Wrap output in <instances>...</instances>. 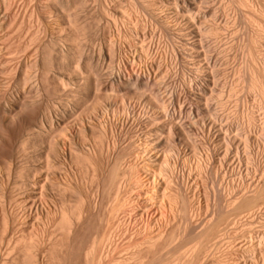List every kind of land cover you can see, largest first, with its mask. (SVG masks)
<instances>
[{
	"label": "rangeland",
	"instance_id": "374dc122",
	"mask_svg": "<svg viewBox=\"0 0 264 264\" xmlns=\"http://www.w3.org/2000/svg\"><path fill=\"white\" fill-rule=\"evenodd\" d=\"M155 1L0 0V264H87L83 255H79V248L86 246L92 239L98 243L102 241L103 244L104 237H110V240L103 244L105 254L100 262L94 261L92 264H116L118 259L125 260L128 257L127 248L129 246L141 242L149 233L144 230L143 221L137 216L138 212H143L144 219L152 224V230L163 229V227L167 230L166 244L158 248L160 256L169 254L170 248L180 241L181 234L187 235L188 228L186 229L184 217L168 214L166 218H169V224L165 226L163 223L165 217L162 216V219L159 217L161 210H152L145 204L148 198L147 193L151 188L149 183L143 179L146 175L141 171V167L147 158L142 154L138 144L143 146V139L151 138L153 134L147 129H140L136 133L132 115L124 114L122 109L125 107L133 108V111H149L168 103V105L171 104L168 108L172 107L171 110L174 112L177 110V113L178 111L180 113V106L185 105L188 110L184 106L185 110L181 111L177 118H182L186 125L194 119L210 117L216 108H221L216 109L218 112H224L223 106L217 105L215 98L209 99L208 96L206 101L210 113L201 111L197 113L195 104L191 100L188 101L187 97H183L184 94L180 92L190 86L196 89L193 77L201 74L198 60L190 56L186 49L187 46L182 43L183 39L188 41L195 39L191 34L189 35L186 22L193 21L192 23H195V27H200L199 29H203V26H214L217 30L219 29L217 33L220 37L217 36L218 34L205 36L206 31L201 30L204 34L202 49H206V57L211 60L209 68L215 71L211 78L216 79V81L212 80L218 92L224 89L225 81L229 85L232 83L237 69L234 70V68L244 65L241 46L245 41V35L243 36L245 28L234 19L235 9L233 8L232 11V8L225 7L226 1L223 2V0H199L196 5L198 8L201 6L200 12H194L200 17L194 12L185 14L188 11H181V4L176 2L177 0H161L165 4H163V9L158 8ZM139 4L143 8H139L141 7ZM134 6H138L137 10ZM205 7L210 14L212 12L215 14L208 13V16L204 14ZM225 8H228V14L224 12ZM241 9V12L245 11L243 13L248 16L247 8L242 7ZM173 14H178L181 19L173 20L170 18ZM156 17H159L158 19H161L174 34L167 35L158 25ZM219 26L221 29L218 28ZM251 26L256 30V24ZM208 41V46H205ZM172 47L182 53V57L176 59ZM225 49L229 50V56H226ZM221 51H224L222 54H226L225 57L220 55ZM213 61L214 64H212ZM229 65L232 67L228 68ZM139 73L143 74V82L149 84L151 88H146L143 82V88H138L140 92L136 91L137 89L134 90L131 85L121 86L122 82L131 80ZM226 76L227 79L224 80ZM150 83L154 84V89ZM240 88L237 90L239 91ZM242 89L245 93L239 91L240 93L236 94L237 91L234 97L229 96L232 98L225 95L224 102L229 98L230 100L226 102L229 104L228 109L230 107L233 109L224 113L227 115L229 113L232 117L229 115L230 119L225 117L222 120L226 123L222 121L219 123L229 125L227 126L229 131L226 133H230V137H237L241 132L239 128L241 121L239 120L238 125L237 118L233 115L236 110L247 109L251 112L252 109L256 120L260 123L263 120L260 117H263L264 110L247 98L249 94L247 89ZM150 90L158 91L156 92L158 100H155L152 94L153 97L150 96ZM243 97L247 100L244 99V101ZM184 98L187 101L184 100L182 104ZM163 99H165L164 103ZM166 101L168 102L165 103ZM243 103H246L248 107ZM254 107L259 111L258 113H255L257 110ZM240 110L238 112H241ZM230 111L233 113L231 114ZM171 112L173 111H170V115H172ZM238 112L235 114L237 117ZM179 115L182 117L180 118ZM179 119L175 121L179 123ZM123 122L126 123L125 128L121 127ZM232 125L236 127L233 128ZM198 127L201 129V123ZM199 129L195 130L190 141L194 139V142H198L199 140L203 148H197L196 151V149L176 142L178 146L174 147L181 151L179 169L181 167L188 169L191 158L206 161L207 164L211 160L214 161V158L209 156L210 145L205 134ZM162 135L161 143L157 144L160 151L157 149L153 153L156 157L159 156L160 160L171 154L170 151L174 148L167 133ZM261 146L258 147L255 163L242 160L241 154L235 151L230 155L232 161L229 164L231 166L240 165L244 169L242 178L239 174L232 173L230 169L224 167L221 169L219 158L221 157V161L223 155L217 157L216 163L212 161L209 163L212 169L210 170L211 177L216 176L217 178H211V183L207 182L210 183V185L207 184L208 188L212 190V193L207 195H211L207 202L201 190H198L200 198L195 193L193 195L196 197L192 195L193 188L187 189L190 203L192 201V205L196 204L194 206L196 209L191 211L192 213L188 212L191 224L196 227L201 226L208 218L214 216L216 210L228 208L227 202L232 199L231 196L234 199L238 194L248 191L245 187L244 190L241 188L242 179L251 183L248 187L251 189L255 182L262 180L259 177L264 178L262 171L264 169V144ZM223 151L222 148V154ZM127 163L137 168L139 176L141 175L139 181L141 185L131 188L134 180L129 182L127 179L122 183L117 200L112 202L110 193L115 180L113 174L116 172L117 175L122 176L124 173L128 175V169L125 166ZM259 166L260 168H257ZM194 176L190 174V178H195ZM232 179L234 182L231 181ZM102 180L103 185L98 187ZM231 183L237 186L234 189L230 188ZM170 188L174 189L176 186L173 185ZM233 190L238 193H234ZM220 194L223 197H220ZM212 196L220 197L217 203L220 205L222 203L223 206L218 207L217 198ZM262 205L264 204L260 206L262 209L259 212L261 213L257 214L258 217L256 216L254 223L258 229L259 222H264ZM77 212H80L78 218H76ZM163 212L165 213L164 210ZM62 213L67 215L69 223L61 221ZM245 216L243 214L239 216L240 218L237 217L241 222H238L236 218L233 220L228 218L227 220L234 224L232 225L229 221L224 222L226 226L228 225L227 228L225 226L227 231L230 229L232 231L238 228L237 226L240 227L239 224L248 219L247 216V219L244 218ZM118 225L121 231L117 229ZM171 235L173 239H170ZM68 238L72 239L70 241L72 246H69V250ZM219 238L217 242L214 239L210 243L212 252L215 251L214 244L223 240L222 236ZM245 242L243 238L237 239V246ZM66 251L68 255L65 254ZM211 251L205 257L207 264H211ZM231 253V256L237 254V252ZM242 255V253L236 255L239 258V264L253 263L254 258L251 260L252 257L246 258ZM239 256L243 258L240 259ZM148 258L147 261H150L151 256L149 255ZM262 259L260 264H264V257Z\"/></svg>",
	"mask_w": 264,
	"mask_h": 264
},
{
	"label": "bare ground",
	"instance_id": "6f19581e",
	"mask_svg": "<svg viewBox=\"0 0 264 264\" xmlns=\"http://www.w3.org/2000/svg\"><path fill=\"white\" fill-rule=\"evenodd\" d=\"M132 1H134V0H132ZM198 1L199 0H177L176 2H179L181 4V8H180L181 11H184V12L188 11V12H185V14H186V13L194 12V11L200 12L199 8L201 6L198 8V6L196 5V3ZM224 1H226L225 7L232 8V11H233V8L235 9V13H233V14L236 17L233 16V17H235L234 19L236 20V22H238L239 24H241L245 28V33L243 32L244 33L243 36L245 35V38L243 37L245 39V41L242 38V41H244V44H243V46H241V44H240V46L242 47V53H243L242 55L244 56V62H243L244 65L240 66L239 68L238 67L234 68V70L237 68L235 70V73H234L235 75L233 74L234 80H232V83L229 82V83H231L230 85L228 83H226V81H225V84L222 82L224 84L223 87L226 90L222 92V90H224V89H221V92H218L216 90L217 88L215 89V87H214L215 86L214 81H216V79L214 80L213 78H211L213 72L215 73V71L212 70L213 69L212 65H210V66H212L211 67L212 69L209 68V63L211 60H210V58L206 57V54H205V53H207L205 51L206 49L205 48L202 49L204 47V44H203L204 34L202 31H206L207 34H205V36H207L208 34H212V35L218 34L217 31L219 29L217 30L214 26L204 27L203 24L201 25V27L203 26V29H199L200 27L199 28H197V26L195 27V23H192L193 21L192 22L187 21L186 24H187L188 29H189V35L191 34V36H193L192 38H195V39H192L191 41L183 39L182 43L184 46H187L186 49L189 51L190 56H192L194 59L198 60L199 69H201V71L200 70L199 71L201 74H198L195 77H193L194 78V85L196 86V89H192V86L185 87L186 85L184 84L185 86L184 85L183 86L185 88L183 89V91H180V92H182L184 94L183 97H187L188 101L191 100L195 104V106H196L195 108L197 109L196 110L197 113H198V111H201L202 113H210L209 112L210 109H208V106H207L208 104L206 101V97H208V96H209V99L215 98L214 101L216 100V104L219 106L220 105L223 106V108H224L223 110L225 112V111H228L230 109H233L231 107H230V109H228L229 104L226 103L228 100H230L229 98H232L229 96L233 95V97H234V94L238 91L237 89L241 87V88L248 90L250 95L248 94L247 98L250 101L252 100V102L255 103L259 108H262L264 110V50H263L264 48H262V47H264V0H223V2ZM138 2L139 1H137V3ZM155 2H156V6L158 8L163 7L164 2H162L161 0H156ZM167 2H169V1H167ZM171 2H173V1H171ZM152 3H154V2H152ZM173 3H172V5H173ZM201 3H203V2H201ZM139 5L141 6L139 8H143L141 4H139ZM174 5H176V3ZM138 6L137 7L134 6V8L137 10ZM218 6H219V4H218ZM175 7L177 9H179L180 5H179V7H177V6H175ZM207 7H208V5H207ZM221 7H222V5H221ZM242 7L247 8L246 10H247L248 16H246L243 13L245 11L241 12ZM228 8H225L226 10L223 9L224 12L226 11L227 14L229 13V12H227ZM205 9H207V8L205 7L204 10ZM212 10H214V9L212 8ZM212 10H211V12H212ZM229 10H231V9H229ZM209 12H210L209 10H205L203 13L207 15ZM216 12H218V11H216ZM181 13H183V12H181ZM212 13H214V12H212ZM113 15H115V14H113ZM119 15L121 17V14H119ZM190 16H192V15L190 14ZM198 17H200V15ZM158 18L157 17L155 18L156 21L158 22V25L161 26V28L166 32L167 35H173L174 33H172L171 29L167 25H165L161 19H158ZM170 18H173V20H176V21L181 19V17L178 16V14H173V15H171ZM234 19H233V21H234ZM184 20H185V17H184ZM190 20H191V18H190ZM254 24L257 25L256 30L254 28H252V26H251ZM196 25H198V24H196ZM208 25L210 26V24H208ZM241 25H239V26L241 27ZM218 28H220V26ZM241 28H243V27H241ZM241 35H242V33H241ZM217 36L220 37L219 34ZM186 38H188V37H186ZM216 40H218V38ZM216 42H218V41H216ZM207 44H209V41L205 44V46ZM218 44H219V42H218ZM221 46H224V45H221ZM228 46H229V44H228ZM241 47H240V50H241ZM172 48H174V47H172ZM221 48L223 49V47H221ZM203 50L205 52H203ZM230 50H231V48H230ZM207 51L209 52L208 49H207ZM219 52H220V50H219ZM223 52L224 51H221L220 55H222V56L226 55V54H222ZM228 53H229V50L227 51L226 56H229ZM181 54L182 53H180L178 50H176L174 48L173 55L175 56L176 59H177V57H182ZM239 54L241 55V53H239ZM207 56H210V55H207ZM236 56L237 55H235V57ZM235 57H232V58H235ZM241 59H243V58H241ZM228 60H230V59H228ZM214 61L212 64H214ZM232 61H234V59ZM215 63H216V61H215ZM227 63H228V61H227ZM230 67H232V66L229 65L228 68H230ZM218 71L220 72V70H218ZM224 72H222V73H224ZM241 72H243L242 76L240 75ZM228 74H231V73H228ZM224 76H225V74H224ZM142 77H143V74L139 73L138 75H135L134 77H132L131 80L122 82L121 86L131 85L134 87V90L137 89L136 91H138V88H141V87L143 88L142 85L144 82H143ZM231 77H232V75H231ZM226 79H227V76L224 78V80H226ZM183 83H185V81ZM183 83H181V84H183ZM153 85H152V87H153ZM145 86H147L146 88L150 87L149 84H147V83L145 84ZM154 87H153V89H154ZM241 88L239 89V91L244 92L245 90H243V89L241 90ZM147 90L149 91V89H147ZM157 90H159V89H157ZM157 90H154V91L150 90V96L153 95L154 97L153 96L152 97L156 98L155 100L159 99L157 96L158 93L156 94V92H158ZM180 90H182V89H180ZM124 91H125V89H124ZM145 91H146V89H145ZM239 91L236 94H239L240 93ZM125 92L127 93V91H125ZM138 92H140V91H138ZM241 94H242V92H241ZM225 95H227L229 97V98H227L228 100L226 102H224V99L226 97ZM148 96H149V94H148ZM239 96H241V95H239ZM179 97L180 96H178V98ZM176 98H177V96H176ZM244 99H246V98L243 97V100ZM160 100H162V98ZM180 100H181V98H180ZM184 100H186V99L185 98L182 99V102ZM237 100H238V98H237ZM164 101H165V99H163V103H164ZM168 101H166L165 103H167ZM205 101H206V103H205ZM234 101H235V98H234ZM208 102L210 103L209 100H208ZM237 102H240V101H237ZM158 103H160V102H158ZM231 103L232 102H230V104ZM156 104H157V102H156ZM182 104H184V102ZM216 104L214 106H216ZM243 104H245V106L247 105L246 103H243ZM213 105H212L213 108L217 107V106L214 107ZM252 105H254V104H252ZM170 106H171V104L168 105V103L167 104H161V106L158 107V109L149 110V111H137V110L133 111V108L130 109V108L123 107L122 112L124 114L132 115L133 122H134L133 125L135 127L136 133L139 132L140 129H147L153 134V137L143 139V141H142L143 146L142 145L139 146V144H138V147H141L142 154L145 155L147 158L141 167V171L146 175V177H144L143 179L146 180L147 183H149V186L151 188L150 192L147 193L148 198L146 199L145 204L147 206H149V208H151L152 210H157V209L161 210L159 217L161 219H162V216L165 217V219L163 221L165 226H167V224H169V220H168L169 218L168 219L166 218V216L168 214H172L174 216L175 215H181L182 217H184V220L186 223L185 224L186 229L188 228V230H187L188 233H187V235L181 234L180 241H178V243H176V245H174L172 248H170L169 254L167 256H160V255H158V248L160 246H162L163 244H166L165 239L167 237L166 236L167 230H165L164 227H163V229L152 230L153 226H152V224H150L149 221H146V219H144L143 212H138L137 216L143 221L144 230L149 232V233L146 237L143 238V240L141 242L135 243V244H133L127 248V254H128L127 256L128 257H126L125 260L120 257L121 260L118 259L115 263L116 264H148V262H150V264H207L205 257L207 256V253L209 255V251H211L210 250V243H212L214 241V239H216V242H217V238H219V236H222L223 240H221L217 244H214L215 245L214 246L215 251L214 252L211 251L212 252L211 257H210L211 264H239V262H238L239 258L236 256L238 253H240V255L242 253L246 258L252 257L251 260H253V258H254V261H252L253 263H251V264H260L261 261L263 260L262 258L264 257V231H262V229L264 227V222H262V221L259 222L260 223L258 226L259 229L256 228V226H254V223L256 221L255 218H256L257 214L261 213V212H259L260 209H262V208H260L261 204H264V178L262 176L259 177V178H262V180L260 179L261 181L258 180L257 183L255 182L251 186V189H248V187H250L249 185L251 183H248L245 179H242L240 181V186L242 189L244 187L247 188L248 191L242 192L240 195L238 194V196L235 197L234 199H233V196H231L232 199L230 197L231 200H229V202H227L228 208H225L224 210L223 209L220 210V208L216 211L214 210L215 211V213L213 212L214 216L208 218L199 227H196V225L191 224L190 217L188 216V212L192 213L191 211L196 209V208H194V206L196 204L192 205L191 204L192 201L190 203V197H188V195H187V192H188L187 189L193 188L194 192L192 193V195L195 193V194H197L198 197H200V195H198V194H200L199 191L201 190L202 192H204V195H205L204 200L207 202L208 197L211 196V195L210 196H207V195L212 193V190H210L208 188L209 187L208 185H210V183H211L210 182L211 178L214 179V177H216V176L211 177V171L210 170H212V169L210 168L211 166L209 163L215 162L217 157L219 158V156H221V155H223L222 156L223 158L220 161V158H221L220 157L219 158L220 164L218 163L219 166H221V169L223 167L226 169H230L232 173L235 172V173L239 174L241 177L242 174L244 173V169L240 165L234 164L231 166L229 164V162L232 161V160H230L231 159L230 155L235 151L237 154H239V155L241 154V157L240 156L239 157L242 160H246V161H250V162L254 161V163L257 161L256 157L258 156V147L264 144V114H263L264 112H262L263 117H260L263 119L262 123H260V122H258L259 120H256L255 114L253 113L252 109H251V112L248 111L246 108L245 109L247 111L239 109L241 112H238L239 110L238 111L236 110L238 112V117H237V115L235 116V114H237L236 111L233 115L235 118H237L236 121H238L237 122L238 125H239V120L241 121V123H240L241 127L239 126V128H241L240 129L241 132H240L239 136H237L239 138H237L236 136L230 137L229 136L230 133L229 134L226 133L229 131V129L227 127L229 125L226 126V124L221 125L219 123V121L221 122L225 117L227 119H230V117H232V115H230L228 112H227L228 113V115H227L223 111H222L223 112L222 113L221 111L218 112V110H216V109H221V108L214 109L215 111L213 113H211L212 116L210 114V117H208L206 119H201V118L194 119L188 125H186V122H184L181 118L182 116L179 115L181 119L177 118V116H178V114H181V111L185 110L187 107L184 105L185 109H183L184 106L181 105L182 107L180 106V113H179V111L177 113V110H176V112H174V110H171L172 107L168 108ZM231 106H232V104H231ZM246 107H248V106H246ZM237 108H239V107H237ZM186 110H188V109H186ZM259 110H261V109H259ZM170 111H173V112H171L172 115L169 114ZM258 112H259L258 110H257V112L255 111V113H258ZM232 113H233V111L231 112V114ZM239 113H240V115H239ZM229 115H230V117H228ZM259 115H257V116L259 117ZM234 117H233V119L235 121ZM193 118L194 117L192 116V119ZM177 119H179V123H177L175 121ZM224 122L226 123L225 120H224ZM224 122L222 121V123H224ZM230 122H232V121H230ZM199 123H201V129H199L200 126L198 127ZM232 123L234 124V122H232ZM237 123L235 125H237ZM121 127L125 128L126 123L125 122L121 123ZM136 127H138V128H136ZM232 127L235 128L236 126L234 127L232 125ZM196 129H199L200 131L202 130L204 132L205 137L208 141V144L210 145V147H209L210 148V155L209 156L211 158H214V161L211 160L212 162L210 161L207 164V163H205L206 161L205 162L203 161L204 162L203 163L201 160H196L194 158L193 159L191 158V159H189L190 166H188V169L186 168V170H188V171H186L182 167H181V169H179V167H180L179 166V163H180L179 157L181 156V153H180L181 151L177 150L176 147L178 145H176V142L183 144L187 147H191L193 149H196V151H197V148L202 147L199 140H198V142H196V141L194 142L193 141L194 139L192 141H190V139L192 138L191 136L194 134ZM130 130L132 131V129H130ZM230 131H232L231 127H230ZM151 133H150V135H151ZM163 133H165V134L167 133L168 139L170 140L171 143H173L172 146L173 147L176 146V147H174L170 151L171 154H169L166 157H163V160H160L159 156L156 157V155L155 154L153 155V153L155 151H157V149H158L157 146L159 145V143H161ZM234 135H236V134H234ZM203 137H204V135H203ZM195 140H197V139H195ZM171 143H169V144H171ZM180 147H182V146H180ZM170 148H168V149H170ZM222 148L224 149L223 154H222ZM55 152H57L56 148H55ZM207 152H209V151H207ZM263 152H264V149H263ZM261 153H262V151H261ZM235 155H234V157H235ZM208 161H209V159H208ZM233 161H235V160H233ZM125 166L128 169V175L127 174L125 175V173H124L121 176V175H117L116 172H114V174H113L114 175L113 178L115 180H114V183L112 185L111 193H110L111 194L110 199L112 200V202H115L117 200L119 190L122 186V183L125 182L127 179H129V182L134 180L133 183L131 184V188L136 187L137 185H141V182H139L141 180L140 179L141 175L139 176V172L137 171V168H135L131 163H127V164H125ZM257 168H260V166ZM257 168H254V169H257ZM119 169H121V168H119ZM213 169H216V168H213ZM116 170H117V168H116ZM247 171H249V170H247ZM262 171L264 172V169H262ZM227 172H229V171L227 170ZM214 173H216V172H214ZM190 174L195 175L194 176L195 178L191 177L192 179H194L193 182L191 181ZM261 175H263V173ZM223 179H225V178H223ZM233 179L231 180L232 182H234ZM228 180H226V181H228ZM190 181H191V183H190ZM100 182L101 183L99 184L98 187H101L100 185H103V180ZM207 182H210V183L208 184ZM212 183H214V182H212ZM227 184H228V182H227ZM237 184H238V182H237ZM173 185H175L176 188L171 189L170 187ZM229 186H230V188L234 189V187L237 185H235V183H231V184H229ZM226 189H228V188H226ZM238 189H240V187ZM238 189H237V191H238ZM235 191L233 190L234 193H238ZM224 192H226V191H224ZM239 192H240V190H239ZM219 193H220V191H219ZM216 195H218V194H216ZM234 195H236V194H234ZM221 196L223 197V195L220 194V197ZM194 197H196V196H194ZM212 197L215 198V196H212ZM220 197H218V198H220ZM217 199H216V203H217V201H219V199L218 200ZM220 201H221V199H220ZM199 202H200V199H199L198 203ZM217 205H219L218 207H221L222 203H221V205H220V203L219 204L217 203ZM217 205L215 204V206H217ZM189 206H190V208H189ZM189 209H190V211H189ZM163 210L165 211V213L163 212ZM263 210H264V208H263ZM243 214H245L248 217V219L246 218V216L244 217L247 219V221L242 223V224L240 223L239 224L240 227L237 226L238 225L237 224L236 226L238 228H236L232 231H230L231 229L228 230V231H230V233H229L226 229L228 225L226 226L224 224V222L229 221L230 219L233 220V218L237 219V217H239L240 215H243ZM258 215H260V214H258ZM79 216H80V212H77L76 218H78ZM228 218H229V220H227ZM244 218L242 220H244ZM237 220H239V219H237ZM61 221L66 223V224L69 223V218L67 217V215L65 213L61 214ZM234 221H236V220H234ZM229 222H227V223L229 224ZM238 222H241V221L239 220ZM230 223H232V222H230ZM233 224L234 223H232V225ZM225 226H226V228H225ZM158 227L160 228L159 225H158ZM119 228H120V225L117 226V229H119ZM178 228H180V227H178ZM233 228H234V226H233ZM176 235H178V234H176ZM247 237H249V238H247ZM240 238H243L244 241L246 240V242L243 245L238 247L237 246V239H240ZM103 239H104L103 240V244H104V242L107 243L110 240V237H104ZM170 239H173V235H171ZM219 239H221V238H219ZM71 240L72 239H69L67 242L68 250H69V246H72V243L70 244ZM103 244H102V241L98 243V242H96L95 239H92L91 241L88 242V244L86 246L80 247L78 253H79V255H81V254L83 255L87 264H92L94 261L100 262V260H102L104 254H105ZM211 247H213V246H211ZM231 252H237V254L235 253L236 254L235 256H231L232 255ZM69 253H70V251H69ZM65 254L68 255V251H66ZM149 255L151 256V260L147 261V259H149L148 258ZM242 258L240 257V259H242ZM125 261H127L128 263L127 262L125 263ZM246 262H247V259H246ZM249 263H250V261H249ZM243 264H245V263H243Z\"/></svg>",
	"mask_w": 264,
	"mask_h": 264
}]
</instances>
